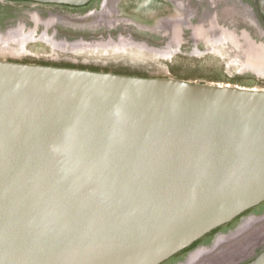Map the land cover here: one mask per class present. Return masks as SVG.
<instances>
[{
  "label": "water",
  "instance_id": "95a60500",
  "mask_svg": "<svg viewBox=\"0 0 264 264\" xmlns=\"http://www.w3.org/2000/svg\"><path fill=\"white\" fill-rule=\"evenodd\" d=\"M263 201L264 89L0 58V264H161Z\"/></svg>",
  "mask_w": 264,
  "mask_h": 264
},
{
  "label": "flooded vegetation",
  "instance_id": "af4514ba",
  "mask_svg": "<svg viewBox=\"0 0 264 264\" xmlns=\"http://www.w3.org/2000/svg\"><path fill=\"white\" fill-rule=\"evenodd\" d=\"M1 1L2 0H0V3ZM22 1L26 2L25 4L28 6L26 9H33L34 7L36 9H45L43 14H47V12H49V18L40 19L37 13L32 12L31 17L34 23L37 24L36 26L33 24L31 17L30 26H28L29 23L22 21L18 22L17 20L15 21V19L0 18V58L99 69L96 66L87 65L86 63L89 57L83 54L80 55L78 54L79 51H72L73 49L57 48L60 49V52H56V54H43L42 52H35L34 48L37 47L35 46L37 43L41 42L39 44L42 45V43L47 42H44L43 40L31 39L29 36L30 33H33L34 36L38 37L39 34L46 30V33H54L53 36L60 39L64 38L69 42H76L80 39L88 41L112 37L118 40V38L122 37L134 42V45H139L144 48L146 47L142 45V43L147 45L148 43L143 41V39H139L140 36L144 37V35L147 34V38L156 37L159 40L161 39V42H163L164 37L167 36V41L164 46L155 47L148 45L154 48H161L167 46L168 44L181 41L180 36L183 29L188 28L189 26H192L194 40L204 39L208 36V32L213 29L217 28V30H219V25L218 27L214 26L217 25V22L213 19L214 8L212 5H209V0H185V2L184 0H109V2L106 1L102 11L99 13L96 11H99L101 8L103 0H90L87 4L82 6L39 3L32 0ZM7 3L12 4L13 2L8 0ZM192 4L197 5L200 8L197 23L193 25L188 19V17L193 13V9L190 8ZM177 8L184 11L183 17L186 18V24H181L180 22L179 25H177L175 20ZM9 11H11L9 14L8 12L6 13L8 16L13 14L12 9H9ZM211 17L212 20L210 19ZM210 23H212V26H209ZM141 27L147 28L148 30L144 31L136 29ZM17 28H21L24 32L28 33V36H26L27 38L24 39L25 42L23 41L22 44H19L18 41L10 38L4 45L1 42V38H6ZM31 29H33L32 32H29ZM222 30H224V28H222ZM64 43L63 39H61V44ZM175 50L176 48L164 50L162 52L166 54L160 52H156V54L170 56L173 52H175ZM39 55L47 58L42 57L41 60L33 61L36 60L35 57H39ZM92 61L93 59H91V62ZM242 217L244 218L242 219ZM236 218H241L242 220L234 230H230L228 233L220 232L219 229L228 225ZM236 218L231 222L214 229V232H210H213V234L217 233L213 248L208 249L206 244L200 243L201 241H199L193 247H190L185 251L186 255L188 254L189 256L191 252L198 249L193 257H186L185 255L182 260L173 264H244L252 259L256 254L264 249V229L261 233L255 232L249 235V237L246 238L245 243L236 250H231L230 245L231 243L238 242L245 236V234H247L246 229L252 221H257L255 228L264 224V201L244 211ZM176 254L161 264L167 263L171 258L176 256Z\"/></svg>",
  "mask_w": 264,
  "mask_h": 264
},
{
  "label": "rangeland",
  "instance_id": "374dc122",
  "mask_svg": "<svg viewBox=\"0 0 264 264\" xmlns=\"http://www.w3.org/2000/svg\"><path fill=\"white\" fill-rule=\"evenodd\" d=\"M7 2L8 0H2L0 3L1 19H15V21L17 20L18 22L22 21L29 23L28 26H30L32 12L37 13L40 19L49 18V12L43 14L45 9H36L35 7L33 9H26L28 6H26L25 1L11 0V2H13L12 4ZM209 5H212L214 8L213 19L217 22V25H219L220 31H225L227 34L229 33L228 36H230V34L235 35V39H237V36L244 33L249 39L250 50L240 49V56L238 54V49L235 48L230 39L225 36L220 39L194 40L192 26L183 29L180 36L181 41L177 44L175 52L170 56L156 54L134 44H123L121 47L115 49L107 45L109 41L111 43L117 41L114 37L100 40H84V48L81 47L77 49L70 48V46L66 44L65 47L61 46V39H63L65 43L69 41L64 38L60 39L53 36L54 33H46V30L39 34L38 37L30 33V38L47 42L42 43V45L39 44L41 43L39 42L35 45L37 47L34 48V51L37 53L56 54V52H60V49L57 48L73 49L75 52L79 51L78 54L89 57L86 63L87 65L96 66L101 70L147 76H172L196 82H214L238 85L246 88L264 89V75L250 66L246 67V65H244L245 58L250 61L264 54L260 51V48L264 45V12L260 8L259 0H209ZM190 8L193 9V13L188 19L193 25L197 23L200 8L193 4ZM9 9H12L13 12L10 16H8L11 12ZM7 12L8 14H6ZM179 12V14H182L181 10ZM31 20L33 21L32 17ZM33 24L35 26L37 25L34 21ZM222 28H224V30H222ZM136 29L148 30L142 27ZM32 30L33 29H31L30 32H32ZM147 37L148 35L145 34L144 37L140 36L139 39H143L148 45L155 47L164 46L167 41V36L164 37L163 42L156 37ZM49 38H53V40L50 42ZM42 57L44 56L39 55V57H35L36 60L33 61L41 60ZM91 59H93L92 62ZM244 217H242V219ZM242 219L236 218L228 225L219 229L220 232L228 233V231L234 230ZM256 224V220L252 221L246 229L247 234L238 242L231 243L230 249L236 250L240 248L249 235L255 232L261 233L264 229V224L255 228ZM216 237L217 233L208 234L200 243L206 244L208 249L213 248ZM185 255L186 252H182L171 258L165 264L178 262L182 260ZM187 256L188 254L186 257Z\"/></svg>",
  "mask_w": 264,
  "mask_h": 264
},
{
  "label": "bare ground",
  "instance_id": "6f19581e",
  "mask_svg": "<svg viewBox=\"0 0 264 264\" xmlns=\"http://www.w3.org/2000/svg\"><path fill=\"white\" fill-rule=\"evenodd\" d=\"M178 10L180 11V9H178V8L176 9V17H175L177 25H179L180 22H181V24L182 23L186 24V18L183 17L184 11L181 10L182 14H179L180 12L178 13ZM210 19L212 20V17ZM209 26H212V23H210ZM214 26L218 27V25H214ZM228 34L225 31H220V27H219V30H217V28H216V29H213L210 32H208V36H206L204 39L208 40V39H214V38L220 39V38H223L224 36L228 37L230 39V41L232 42L233 46L238 49V54L240 56H241L240 49L250 50L249 39L247 38V36L244 33H242V35H240V36H237L236 37L237 39H235V35L230 34V36H228ZM26 36H28L27 32H24L21 28H17L16 30H14V32H11L10 35L7 36L6 38L5 37L1 38V42L5 45V43L7 42L8 39L13 38L14 40L18 41L19 44H22L23 41L25 42L24 39L27 38ZM49 40L51 42L53 40V38H49ZM84 42L85 41H83V40H78L76 42H66L64 44H66L67 46H70V48L77 49V48L83 47ZM178 43H179V41L172 43V44H168L167 46L161 47V48H154V47L146 45L145 43H142V45H144L146 48H148V50L151 52H154V53L160 52V53L166 54L162 51L174 49V48H176ZM64 44H61V45L65 46ZM123 44H129L130 45V44H134V42L130 41L129 39L120 37V38H118V40L116 42L111 43L109 41L107 43V45H109L115 49L121 47V45H123ZM136 44H141V43H136ZM139 47H141V46H139ZM141 48H144V47H141ZM260 51H262L264 53V45L260 48ZM163 56H167V55H163ZM248 60L249 59H247V58H245V60H244L245 61L244 65H246V67L250 66L251 68L257 70L260 74L264 75V54L261 55L259 58H255V59L250 60L252 62H250ZM197 251H198V249H196L194 252H191L188 257L195 255Z\"/></svg>",
  "mask_w": 264,
  "mask_h": 264
},
{
  "label": "trees",
  "instance_id": "16d2710c",
  "mask_svg": "<svg viewBox=\"0 0 264 264\" xmlns=\"http://www.w3.org/2000/svg\"><path fill=\"white\" fill-rule=\"evenodd\" d=\"M92 69H96V68H92ZM145 76H147V75H145ZM212 231L214 232L215 230H212ZM213 232H212V233H213ZM209 234H211V233H209ZM207 235H208V234H207ZM199 241H201V240H197V241L194 242L191 246L185 248L184 250L180 251V252L177 253L176 255H179L180 253L185 252V251L188 250L190 247H193V246H194L196 243H198Z\"/></svg>",
  "mask_w": 264,
  "mask_h": 264
}]
</instances>
